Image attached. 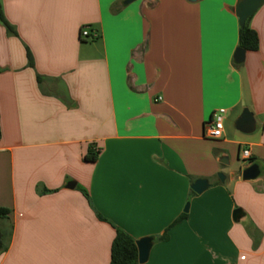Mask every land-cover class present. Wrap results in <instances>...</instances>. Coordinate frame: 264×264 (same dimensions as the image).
Segmentation results:
<instances>
[{
  "label": "crops",
  "instance_id": "obj_1",
  "mask_svg": "<svg viewBox=\"0 0 264 264\" xmlns=\"http://www.w3.org/2000/svg\"><path fill=\"white\" fill-rule=\"evenodd\" d=\"M236 2L0 0V264H109L117 229L142 264H264V4L238 64Z\"/></svg>",
  "mask_w": 264,
  "mask_h": 264
},
{
  "label": "water",
  "instance_id": "obj_2",
  "mask_svg": "<svg viewBox=\"0 0 264 264\" xmlns=\"http://www.w3.org/2000/svg\"><path fill=\"white\" fill-rule=\"evenodd\" d=\"M131 0H126V2H130ZM188 2H196L198 0H186ZM264 4V0H237L235 6V13L238 17V22L240 27H243L246 20L252 16V14L262 5ZM245 50L241 48H237L234 53V60L236 63L240 64L244 61ZM254 119L252 115L248 112V110H243L239 118L235 122V128L243 133H250L254 130ZM262 175V170L260 165L257 162H250L242 167L240 170V176L242 181L249 182L256 180ZM219 180L221 182L224 181V176L222 174H217ZM73 182H68L65 186L67 189H71L73 187ZM209 184L207 180H196L191 185V190L196 193L200 194L204 190L208 188ZM188 204H186L184 208V212H187ZM242 211L240 209H236L233 212V220L237 222L241 218ZM137 247V262L142 264L146 262L149 251L153 244V238L146 237L136 242Z\"/></svg>",
  "mask_w": 264,
  "mask_h": 264
},
{
  "label": "trees",
  "instance_id": "obj_3",
  "mask_svg": "<svg viewBox=\"0 0 264 264\" xmlns=\"http://www.w3.org/2000/svg\"><path fill=\"white\" fill-rule=\"evenodd\" d=\"M0 22L4 24V26L10 31V26L5 21L1 8H0ZM238 48L244 49L245 51H256L258 48V39L253 30H251L248 26V20L245 22L243 27L239 28L238 31ZM29 64L31 65V58L28 54ZM96 153L88 152L84 156V160L88 162H93L96 159ZM85 196L87 193L83 190ZM193 194V192H192ZM8 214V210L4 208H0V218H5ZM186 218L185 214H182L178 217L171 226L180 223L182 220ZM167 235L164 234L160 236L158 240H166ZM6 240L7 235L0 231V253H2L6 249ZM136 241L124 233L121 230H116L115 237L112 241L110 247V262L109 264H136L137 263V247Z\"/></svg>",
  "mask_w": 264,
  "mask_h": 264
},
{
  "label": "built area",
  "instance_id": "obj_4",
  "mask_svg": "<svg viewBox=\"0 0 264 264\" xmlns=\"http://www.w3.org/2000/svg\"><path fill=\"white\" fill-rule=\"evenodd\" d=\"M82 38H87L89 33L86 29L80 32ZM158 100H161L159 97ZM226 114V110L223 108L215 110L206 124L205 136L210 139H219L222 136L223 120ZM250 157L249 151L243 149L240 153L242 161H247Z\"/></svg>",
  "mask_w": 264,
  "mask_h": 264
}]
</instances>
